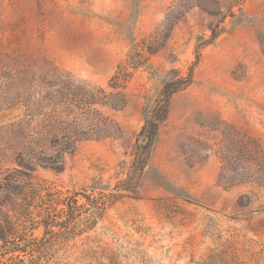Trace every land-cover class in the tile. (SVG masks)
Masks as SVG:
<instances>
[{"label":"rangeland","instance_id":"1","mask_svg":"<svg viewBox=\"0 0 264 264\" xmlns=\"http://www.w3.org/2000/svg\"><path fill=\"white\" fill-rule=\"evenodd\" d=\"M143 41L158 51L128 82L125 107L103 109L121 135L79 143L60 173L36 168L38 189L3 209L60 221L69 206L70 221L43 235L29 219L7 243L35 246L26 262L40 264H264V179L239 182L238 167L222 173L231 187L217 182L230 142L249 136L264 152V0H0V178L14 166L8 126L26 76L53 66L108 91ZM191 67L135 189L122 190L147 112Z\"/></svg>","mask_w":264,"mask_h":264},{"label":"trees","instance_id":"2","mask_svg":"<svg viewBox=\"0 0 264 264\" xmlns=\"http://www.w3.org/2000/svg\"><path fill=\"white\" fill-rule=\"evenodd\" d=\"M214 38L216 35L213 34L211 39ZM141 48L143 51L137 45L131 47L126 60L117 66L109 79L108 91L78 81L69 73L53 66L41 74L25 77L27 94L18 99L23 108L22 116L8 126V133L13 139L14 166L8 168L0 178V242L7 243L8 235L18 238L20 224L28 222L29 219L43 228V235L50 230H60L63 224L70 221L73 213L69 206L62 211L65 219H59L60 221L52 217L51 210L32 213L30 208L25 207L10 216L3 209L12 205L19 193L38 189L36 186L39 184L34 183L31 177L36 168L60 173L64 168L65 156L79 143L115 139L121 135L119 124L103 109L116 111L125 107L124 90L128 82L137 69L145 66V54L152 55L159 49L154 42L145 45L144 41ZM197 61L198 55L193 65ZM192 70L191 67L184 78L164 83L147 112L139 131V144L133 161L126 178L120 182L122 190L135 189L134 186L140 180L149 159L159 124L166 119L169 100L173 94L191 83ZM142 139L144 142H141ZM226 150L228 155L219 156V185L231 187L222 173L234 172L238 167L245 169L237 175L239 182L258 184L264 179V152L255 139L242 136L230 142ZM74 202L76 204L77 200L74 199ZM34 249L33 245L7 243V264H40V261L26 262L27 258L33 256Z\"/></svg>","mask_w":264,"mask_h":264},{"label":"water","instance_id":"3","mask_svg":"<svg viewBox=\"0 0 264 264\" xmlns=\"http://www.w3.org/2000/svg\"><path fill=\"white\" fill-rule=\"evenodd\" d=\"M141 142H144V140L142 139Z\"/></svg>","mask_w":264,"mask_h":264}]
</instances>
